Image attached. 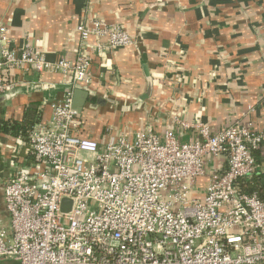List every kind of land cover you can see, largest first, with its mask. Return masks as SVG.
<instances>
[{
    "label": "built area",
    "instance_id": "1",
    "mask_svg": "<svg viewBox=\"0 0 264 264\" xmlns=\"http://www.w3.org/2000/svg\"><path fill=\"white\" fill-rule=\"evenodd\" d=\"M78 30L74 58L51 60L28 37L12 47L1 24L0 96L18 86L16 70L58 71L71 84L92 85L89 37L99 52L133 44L126 30L100 20ZM50 106L47 122L37 119L9 146L1 182L10 226L0 224V264H264V200L239 190L258 172L263 132L239 120L213 131L174 117L197 137L181 141L170 128L161 135L148 126L101 144L81 135L72 91ZM221 156L224 165L208 170ZM63 198L72 199L68 212Z\"/></svg>",
    "mask_w": 264,
    "mask_h": 264
},
{
    "label": "crops",
    "instance_id": "2",
    "mask_svg": "<svg viewBox=\"0 0 264 264\" xmlns=\"http://www.w3.org/2000/svg\"><path fill=\"white\" fill-rule=\"evenodd\" d=\"M93 20L121 27L133 44L99 52L96 37L87 40L91 87L107 103L83 110L82 136L104 144L110 135L131 139L152 126L161 135L172 129L181 141L197 137L174 117L213 131L239 120L264 133V0H0L10 45L19 49L28 37L51 60L74 58L83 44L78 26ZM145 66L153 91L137 108L135 99L147 90ZM13 76L19 84L0 96V119L22 121L34 111L33 122H47L52 100L62 99L71 82L51 70ZM16 138L0 133V180ZM255 156L259 169L251 179L264 189V146ZM224 163L223 156L212 159L208 170ZM206 182L200 178V190Z\"/></svg>",
    "mask_w": 264,
    "mask_h": 264
},
{
    "label": "water",
    "instance_id": "3",
    "mask_svg": "<svg viewBox=\"0 0 264 264\" xmlns=\"http://www.w3.org/2000/svg\"><path fill=\"white\" fill-rule=\"evenodd\" d=\"M145 71L147 75V90L144 94L141 96L137 97L135 99V105L137 108H141L145 104V100L148 99L153 91V78L150 75V72L148 68L145 66ZM57 86H54L52 88H55ZM72 91V107L75 109L78 113H82L83 110H85L89 105L92 107L93 104L95 103V106L98 105H105L107 103V98L104 95L97 94L91 87V85H82L79 83L76 84H67V90L64 94L65 95L69 92ZM13 92L8 91L5 95H11ZM64 97L62 99H64ZM59 100H52L51 103L60 101ZM72 206V199L70 198H63L62 200V211L63 212H68L70 211Z\"/></svg>",
    "mask_w": 264,
    "mask_h": 264
},
{
    "label": "trees",
    "instance_id": "4",
    "mask_svg": "<svg viewBox=\"0 0 264 264\" xmlns=\"http://www.w3.org/2000/svg\"><path fill=\"white\" fill-rule=\"evenodd\" d=\"M33 113L34 111H31V112L29 111L22 121L11 120V119L10 120L0 119V133L4 135L10 134L14 137H21L22 139H26L28 130L31 127L33 120H34ZM255 180H256L255 178L242 180L239 183V190L245 193L257 192L259 196L261 197V199L264 200L263 186L260 185ZM8 217H9V213L6 207L4 187L0 180V224H3L6 227H9L10 224L8 225L6 221Z\"/></svg>",
    "mask_w": 264,
    "mask_h": 264
},
{
    "label": "rangeland",
    "instance_id": "5",
    "mask_svg": "<svg viewBox=\"0 0 264 264\" xmlns=\"http://www.w3.org/2000/svg\"><path fill=\"white\" fill-rule=\"evenodd\" d=\"M9 144H8V146H13L14 145V142H8ZM7 223H8V225L10 224V218L8 217L7 218ZM3 263H5V264H13L14 262L13 261H6V262H3Z\"/></svg>",
    "mask_w": 264,
    "mask_h": 264
}]
</instances>
